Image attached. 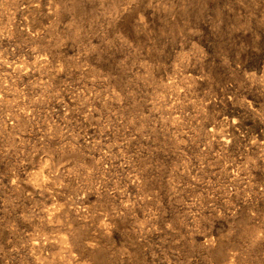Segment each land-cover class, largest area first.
I'll list each match as a JSON object with an SVG mask.
<instances>
[{
    "label": "rangeland",
    "instance_id": "374dc122",
    "mask_svg": "<svg viewBox=\"0 0 264 264\" xmlns=\"http://www.w3.org/2000/svg\"><path fill=\"white\" fill-rule=\"evenodd\" d=\"M0 264H264V0H0Z\"/></svg>",
    "mask_w": 264,
    "mask_h": 264
},
{
    "label": "bare ground",
    "instance_id": "6f19581e",
    "mask_svg": "<svg viewBox=\"0 0 264 264\" xmlns=\"http://www.w3.org/2000/svg\"><path fill=\"white\" fill-rule=\"evenodd\" d=\"M230 123H231V122H230ZM235 123H236V122H235ZM232 124H234L233 121H232ZM227 126H228V125H227ZM235 126H236V125H235ZM229 131H230V130H229Z\"/></svg>",
    "mask_w": 264,
    "mask_h": 264
}]
</instances>
